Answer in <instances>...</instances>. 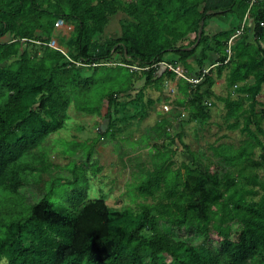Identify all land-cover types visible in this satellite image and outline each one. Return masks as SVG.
<instances>
[{
	"label": "trees",
	"instance_id": "16d2710c",
	"mask_svg": "<svg viewBox=\"0 0 264 264\" xmlns=\"http://www.w3.org/2000/svg\"><path fill=\"white\" fill-rule=\"evenodd\" d=\"M120 11L131 19L122 25L121 36L95 41L109 15ZM230 13L241 20L251 15L256 44L245 37L230 46L234 28L206 33V20ZM59 19L74 23L70 54L48 45ZM193 35L191 45L199 41L195 48L177 47ZM118 49L125 61L145 69L146 83L176 76L162 64L169 54L185 61L201 49L203 67L214 52L218 76L228 68V87L250 100L242 131L263 148L261 159L253 161V147L221 144L211 146L215 159L185 165V174L159 167L137 192L155 197L164 186L163 201L139 211L114 209L104 199L71 209L46 197L17 215L18 210L0 209V264H264V176L259 175L264 173V108L256 112L264 85V0H0V197L19 193L25 185L21 173L29 168L20 165L21 159L32 158V151L65 127L73 93L90 80L80 75L81 67L108 65ZM123 69H113L110 80H118ZM251 77L254 83H245ZM202 82L193 89L192 102L206 120L201 86L212 87L214 80L208 73ZM123 93L111 92L109 105ZM220 100L226 121L237 122L244 100ZM247 160L258 170L253 177L263 189L258 201L236 182L250 178ZM174 228L190 238L173 234Z\"/></svg>",
	"mask_w": 264,
	"mask_h": 264
},
{
	"label": "rangeland",
	"instance_id": "374dc122",
	"mask_svg": "<svg viewBox=\"0 0 264 264\" xmlns=\"http://www.w3.org/2000/svg\"><path fill=\"white\" fill-rule=\"evenodd\" d=\"M129 21L131 19L121 11L110 14L104 33L94 40L117 39L121 36L122 25ZM205 25L209 35L234 28L233 43L245 37L254 44L258 42L249 13L244 20L236 13L212 17L205 21ZM73 31V22L55 31L56 44L68 54L73 52ZM194 40L193 35L190 40L180 41L177 47L189 46ZM191 47L195 48V44ZM200 50L185 61L171 52L165 61L180 65L192 80L208 73L211 75L213 86H201L202 106L209 114L206 120L198 116L201 108L192 102L196 98L193 89L203 82L196 84L176 76H166L161 82L152 80L146 83L145 69L137 63L125 61L121 49L114 52L108 65L78 69L83 78L90 77V80L88 83L84 81L73 93L74 103L68 110L65 127L51 134L32 151V158L25 155L21 159L20 165L29 167L21 173L25 185L17 195H1L0 209L18 210L17 215L20 210L46 197L59 207L71 209L88 200L104 199L114 209L139 211L145 205L163 201L164 186L155 197H144L137 192L138 185L159 167H169L174 171L181 169L185 174V165L196 163L202 166L207 156L214 158L211 146L221 144L234 149L253 147L252 159L259 161L263 148L242 131L244 117L250 111V100L236 87H228V68L218 76L219 64L212 65L216 58L214 52L209 53L208 60L201 67L198 64ZM228 55L231 57L232 53ZM117 66L127 70H122L118 80H110ZM245 83H254V78ZM113 91L126 93L119 95L110 106L107 96ZM226 97L244 100V109L237 122L226 121L225 105L220 100ZM139 98L144 108H140ZM257 99L261 104L256 107V112L260 113L264 108V85ZM92 108L95 112L89 113L87 110ZM251 128L256 130L254 124ZM260 139L264 146V135H260ZM246 163L251 164L249 160ZM255 173L258 170L251 167L245 171V176L250 178L237 177L236 182L240 189L253 192V198L248 195L251 200L258 201L263 189L253 178ZM259 173L260 178L264 176L263 172ZM161 225L165 230L171 229L169 224L161 222ZM183 231L174 228L173 234L189 239L190 236ZM145 234L150 235V232Z\"/></svg>",
	"mask_w": 264,
	"mask_h": 264
},
{
	"label": "built area",
	"instance_id": "2783aa9c",
	"mask_svg": "<svg viewBox=\"0 0 264 264\" xmlns=\"http://www.w3.org/2000/svg\"><path fill=\"white\" fill-rule=\"evenodd\" d=\"M63 26H65V22H64V20L59 19V20L57 21V23H56V29L61 28V27H63ZM234 38H235V37H232V38H231V40H230V42H229V45H230V46L233 44V39H234ZM48 45H49L50 47H53V48H55V49H58V50H60V51H62V52L64 53L63 49H61L60 46L56 44V40H55V39L52 40ZM64 54H66V53H64ZM162 64H163V65H164L169 71L173 72V73L176 75V77H178V78H180V79H184V80L189 81V82L196 83V84L201 83L202 80H203V78H204V76H205V75H202V77H201L200 79L192 80V78L190 77V75L188 74V72H187L185 69H183L180 65H175V64H173V63H167V62H163ZM146 69H147V68H146ZM165 109H168V106H165Z\"/></svg>",
	"mask_w": 264,
	"mask_h": 264
},
{
	"label": "water",
	"instance_id": "95a60500",
	"mask_svg": "<svg viewBox=\"0 0 264 264\" xmlns=\"http://www.w3.org/2000/svg\"><path fill=\"white\" fill-rule=\"evenodd\" d=\"M198 35H199V39H200L201 36H202V29L199 30V34H198ZM198 42H199V41H198ZM198 42L196 43V45L198 44ZM196 45H195V46H196Z\"/></svg>",
	"mask_w": 264,
	"mask_h": 264
}]
</instances>
